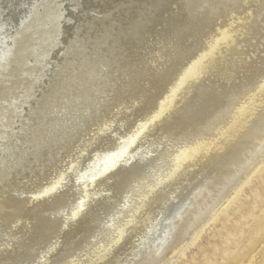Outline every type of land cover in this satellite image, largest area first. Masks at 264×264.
I'll return each mask as SVG.
<instances>
[{
    "label": "rangeland",
    "instance_id": "rangeland-1",
    "mask_svg": "<svg viewBox=\"0 0 264 264\" xmlns=\"http://www.w3.org/2000/svg\"><path fill=\"white\" fill-rule=\"evenodd\" d=\"M22 1H24V3ZM42 1L7 0L6 2V0H0V83L3 82V85H9V83L15 80L14 77L16 72L13 71L15 65H11L13 60V45L14 43L16 45V40L19 38V32L21 30L25 29L28 32H31L28 25L31 24L30 20L35 18L36 12L41 14L42 10L39 8ZM108 1H104L105 4L107 3L106 6L108 8L106 6V8H97V0H45L47 6L54 7V11L52 12L53 16L50 17L48 14H43L44 17L40 16L37 22H34L33 24L37 29H41V27L43 29L44 26V28L47 29V27L50 28L51 24L56 23L52 32L53 44L51 45L50 50H47L46 48L42 50L43 43L40 44V41H43L42 38H38L36 32L31 33V38L34 37V44L31 43L32 45L30 46L32 57L31 59L27 58L26 62H24L25 65L21 66L20 69V71H22L20 78L24 76L22 78L24 80H22V83L25 84L26 82V84L25 86L20 84V89L18 88V90H20L21 93H19L20 91L14 93L16 96H20L25 90L27 91V85H29V88L33 87V91H35L34 85L31 86L29 83L31 81H33L32 83L36 82L35 86H39L40 84L41 86H44V82L49 85L51 84L49 90L53 88L52 93L47 100L45 99L49 90L47 93H43V100L39 99L38 94H36L33 101H29L28 104L20 107L21 111L17 118H20L21 120L19 119L16 121V126L11 128V131L9 132L10 134L8 132L4 133V126L2 125L3 122L1 118H3L7 112H9L12 117L15 115V112H17V110L15 111V108L17 107L16 105H18V97L11 96L12 99L8 97L10 100L7 98L8 100L6 101L5 96L10 95L8 92L6 95L4 94V99L0 97V100L2 99L0 101V138H3L1 139L2 141H0L2 143H0V161H3L0 162V191L2 188L1 192H3L0 193V205H5L3 209H0V264H143L145 258L151 254L155 247L164 241L174 230V227L182 221L186 212L193 208V201L204 190L209 183V179L212 181L216 180L217 176L218 178L220 177L223 168L222 165L227 159L226 153L232 151L233 146L236 147L239 143L243 142L244 133L250 127L252 128L253 124L248 125V128L247 126H241L239 127L240 129L237 128V131L232 136L231 133L227 134L228 137L226 135L225 146L223 145L222 147L223 152H221V149L218 153L216 152L215 155L213 154L214 156L210 158L205 165H196L194 167L187 164L189 160L185 159L182 161L183 150L192 145L196 139L214 133L217 129L216 127H219L221 124L220 122L222 121L218 118L220 117V112L227 108H233L238 104L243 106L244 104L243 108L246 109V116L249 114V118L260 114V110L262 111V109L255 106L257 104L253 103V101L255 102V99L257 100L259 97L258 94H260L261 91H264V0H245L247 2L246 7L249 8L251 6L248 10L249 15L238 17L235 14H232V19L230 18L228 21L230 24V29L228 31L222 27L225 26L224 24L226 21L222 16V18L215 23V28L218 31V34L212 40L209 38L211 40L209 41L211 44L210 50L212 51L201 47V43H199V39L197 38L198 33L208 26L207 20L208 17H210L209 12L207 13L203 6L195 9L192 8L193 11L188 12L182 4L176 2L177 0L170 1V3L174 2L172 5V8L174 9L171 11L168 8L159 10V8H157L158 3L156 0H113L114 3L112 0ZM214 1L215 0H213V2ZM240 1H235L236 8L242 7V1L241 3ZM209 2H211V0H206L203 4L205 5V3L207 4ZM10 4H12V6ZM117 5H121L124 8L129 6V9H127L128 12L124 11L122 13L117 11L121 8L118 7L116 9ZM131 6L132 8H130ZM176 6L178 8H175ZM18 7L20 11L22 10V14L18 11ZM202 7L203 10L201 9ZM51 10H53V8H51ZM101 12L103 13L100 14ZM81 13L84 15L82 16ZM11 14L13 17H11ZM104 15L110 20L109 24L106 22L108 27H104L102 31L98 32L93 29L92 34L94 32L97 36L93 35V37L96 39L98 38V40L95 39L96 42H91L88 46L89 52H91L90 54L92 55L95 53L96 55H99V59L98 57H92L89 53L85 54L86 57L83 58L84 60L82 59L83 62L81 61L77 64L79 65L78 70H73L75 72L81 71L77 74L78 77L76 80H73V83L79 84L81 87H75V89H77L75 93L69 92L65 95L62 94V91L58 90V87L63 88L62 84L65 83L63 80L64 78L62 79V76L60 79L58 76L55 77V75L59 74L57 73V70L61 69V58H63L64 52H66L65 49L68 48L71 41L73 43L76 39V34H78L79 30L78 28H80L79 24H82V22L88 18L98 21L103 17L105 18ZM133 15L136 17H133ZM131 17H133V19ZM146 17L151 19V21H146V25L137 26L134 30L135 32L132 31V35L127 37L128 41L124 48H122L121 45L114 47L113 44L109 42L115 35L114 33H118V35L123 33L122 30L119 29V26L122 25L121 21H123L124 24H133L136 20L138 21L142 18L145 19ZM248 17H250V19ZM158 24L161 25L159 26ZM45 29L44 31H46ZM136 31L138 32L136 33ZM99 32L101 33L99 34ZM109 32L111 33L109 34ZM47 40L45 42H47ZM98 43L101 48L105 50L102 51L101 48L99 49L97 46ZM199 45L202 49L198 48ZM166 46L167 48L172 47V49H170L173 51L169 52L168 57H164L162 61L163 66L160 64L162 66H160L161 69H157L150 77H137L138 79L135 82L136 88L133 87L131 90L132 93L121 102V106L116 107L120 98L119 95L122 94L120 91L126 88L124 83H127V80H122L117 77L119 72L113 71L112 66L108 67V65H110V63L108 64L109 60H111V63H113V67L115 68L123 62H130L131 60H133L132 62L134 64L141 65V63H143L146 66L154 57H159V55L162 56V54L164 56L163 51ZM35 51L41 54L37 55V52ZM104 52L108 54V57ZM33 55H35L36 59L33 58ZM143 60L144 62L147 61L144 63ZM77 65H75V67ZM34 66L38 67L36 68ZM33 67L36 71L33 70L35 73H33V71L32 73L30 72ZM48 70L50 72H48ZM142 70L143 69H141V71ZM94 71L96 72L94 73ZM34 74L37 77H35ZM80 74H82L81 76H85L86 74V77L88 78H79ZM150 78L152 79L149 80ZM100 82H102L101 88H99ZM105 83L107 85H105ZM244 83L245 85H242ZM73 86L75 85L73 84ZM103 89L108 91L106 92ZM231 89L235 93L232 92ZM228 90L231 91L228 92ZM54 91H57V94ZM213 91H216L217 93H214ZM200 92H202V94ZM237 93H239V95ZM227 94L229 98L227 97ZM71 95H73V98ZM218 95H220L221 98ZM204 96H206V98ZM216 97L220 99H217ZM64 98H66L65 101ZM199 98L202 101H200ZM222 98L223 102H220L222 101ZM237 98L239 99L237 100ZM216 103L220 104L217 105ZM246 104H248V107L245 108ZM1 105L4 107L2 108ZM216 105L217 107H215ZM223 105H225V107ZM77 107L78 110L76 109ZM22 108L25 109L23 110ZM113 108L115 109L112 110ZM107 110H112L113 113L110 114V111L108 112ZM212 110H218L219 113L216 111L212 112ZM251 111L253 112L252 114ZM74 115H76V117ZM34 116L35 118H33ZM28 119L31 120L32 123L28 124ZM207 119L209 121H207ZM96 120L98 123L95 122ZM214 120L217 124H215L216 122H214ZM69 121H71V124L68 123ZM80 121L81 123H79ZM31 125L33 126V129L30 133H26V135H29L26 136L23 133V129L26 126L32 128ZM207 125H209V127ZM194 126H197L196 128L200 127L198 128L199 130L201 129L200 132L194 131ZM63 130H66V132ZM67 130H69V132ZM49 131H52V134ZM189 132H191V134ZM237 132H239V136ZM31 134L33 135L31 136ZM37 134L41 135L38 136ZM197 134L201 135L198 136ZM22 136L24 137L21 138ZM26 137L29 138L26 139ZM32 138L35 141H33ZM4 140L6 142H4ZM3 144L6 146H3ZM31 145L32 149L29 147ZM41 145L42 147H40ZM49 147L52 153L49 151ZM262 152L264 153V148L244 167L247 169L252 163V167H249L251 171L259 161H262L261 172L254 175L249 183L243 186L234 203L230 205L227 211H225L216 222L209 221L201 233L189 232L191 235H189L190 240H192L193 237L195 238L191 241L194 243L189 242V244L172 259L170 264H185L194 257L201 248H206L210 242L212 243L215 232H217L222 226L229 225L234 219L239 218L240 213L251 210L250 206L251 201L254 200V193L257 190L258 192H261L263 189L262 186L264 185V154H261ZM18 156L20 158H18ZM17 160L20 161L18 162ZM212 166L215 168H212ZM245 169L239 174L238 177H240V179L242 178L241 176H243L242 174L246 172ZM250 171H247L245 175ZM252 172L249 177H251ZM3 178L6 179L3 180ZM237 180L238 179L234 182ZM224 194H226V192H224ZM261 198H258V201ZM196 235L199 236L197 237Z\"/></svg>",
    "mask_w": 264,
    "mask_h": 264
},
{
    "label": "bare ground",
    "instance_id": "bare-ground-1",
    "mask_svg": "<svg viewBox=\"0 0 264 264\" xmlns=\"http://www.w3.org/2000/svg\"><path fill=\"white\" fill-rule=\"evenodd\" d=\"M42 1V0H41ZM106 0H97V8H106V4L105 2ZM108 1V0H107ZM116 1V0H115ZM149 1V0H148ZM152 1V0H151ZM171 0H156V2L158 3V6L157 8H159V10H164L163 8H168L170 11L174 8H172V5L174 4V2H171ZM204 1L206 0H177L176 2L178 4H182V6H184L186 8V10L188 12H191L193 11V9L197 8V7H200V6H203L205 7V11H207V13L209 12L210 14V17H208V26L204 29V30H201L198 35H197V38L199 39V43H201V47H204L206 48V50H210L211 49V44L209 43V41H211L213 38H215V36L218 34V31L216 30L215 28V23H217V21L219 19L222 18L223 16V19L225 18V26H222L223 28L227 29V31L230 29V24L228 23L229 19L231 18V15L232 14H235L236 16L238 17H241V16H247L249 15V12L248 10L250 9V7H246V1L245 0H241L242 1V7L241 8H236L235 7V1L237 0H215L213 2V0H211V2L209 3H205V5L203 4ZM240 1V0H238ZM240 1V3H241ZM253 1V0H252ZM4 2V1H3ZM7 2V0H6ZM11 2V1H10ZM24 3V1H22ZM67 2V1H66ZM74 2V1H73ZM79 2V1H78ZM96 2V1H95ZM109 2V1H108ZM113 2V0H112ZM146 2V1H145ZM144 2V3H145ZM262 2V1H261ZM90 3V2H89ZM114 3V2H113ZM6 4V3H5ZM18 4V2H17ZM54 4V3H53ZM92 4V3H91ZM95 4V3H94ZM122 4V3H121ZM125 4V3H123ZM142 4V3H141ZM155 4V3H154ZM12 6V4H10ZM14 5V4H13ZM21 5V4H20ZM114 5V4H113ZM138 5V4H137ZM148 5H151V4H148ZM253 5V4H252ZM23 6V5H22ZM94 6V5H92ZM106 6V7H105ZM124 6V5H123ZM126 6V5H125ZM135 6V5H134ZM237 6V4H236ZM5 7V6H4ZM25 7V6H24ZM77 7V6H76ZM85 7V6H84ZM95 7V6H94ZM118 7H121L119 8L117 11L119 12H124V11H127V9H129L128 7L124 8L122 7L121 5H117L116 6V9ZM203 7L201 8L203 10ZM261 7V6H260ZM8 8V6H7ZM21 8V6H20ZM51 8H53V10H51ZM79 8V7H78ZM108 8V7H107ZM114 8V7H113ZM132 8V6L130 7ZM151 8H154V7H151ZM175 8H178L177 6ZM193 8V9H192ZM19 9V7H18ZM23 9V8H22ZM28 9V8H27ZM42 11H41V14H39V12L37 13L36 12V15H35V18L30 20L31 21V24L28 25V27L31 29V32H28L27 30H21L19 32V38L16 40V45L14 43L13 47L14 49L12 50V62H11V65H15L14 66V72H16V75L14 77V81H12L11 83H9V85H3V82L0 83V97H2V99H4V94L6 95V93H10V95L8 96H5V100L7 101L9 98H11V96H15V97H18V105H16L17 107L15 108V111L17 110V112H15V115H13V117L10 115L9 112H7L5 114V116L2 119V122H3V126H4V133L5 132H10L11 131V128L16 126V121L19 120L17 117H18V114L19 112L21 111L20 110V107L28 104L29 101H33L34 98L36 97V94H38V97L39 99L43 100L44 97L43 96V93H47L48 90L50 89V85L49 84H46L44 82V86H41V84L39 86H35V83H32L33 81L29 82L31 86L34 85V88H35V91H33V87L29 88V85L28 86V89L27 91L25 90V92L23 94H20V96H16V94L14 92L17 93V91H20L18 90V88L20 87V84H22V86H25V84H23L22 82L24 81L22 78H20L21 74H22V71H20L21 69V66H24L27 60V58H30L32 57V51H30V46L32 44H34L33 42V38H31V33L32 32H36L37 33V36L38 38H42V42L40 41V44L43 43V47H42V50L44 48H46L47 50H50L51 49V45L53 44V29L55 28V24L56 23H53L51 24L50 28L47 27V29H45L43 27H41V29H37L36 26H34V22H37V20L39 19L40 16H43V14H48L50 15V17L53 16V11H54V7H49L45 4V0L42 1L41 5H40V8ZM83 9V8H82ZM134 9V7H133ZM132 9V10H133ZM148 9V8H147ZM101 10V9H100ZM137 10V9H136ZM135 10V11H136ZM142 10V9H141ZM20 11V9L18 10ZM22 11V10H21ZM20 11V14H22ZM50 11V12H48ZM59 11V10H58ZM81 11V10H80ZM93 11V10H92ZM114 12H116L115 10H113ZM143 11V10H142ZM151 11V10H150ZM204 11V12H205ZM128 12V11H127ZM139 12V11H138ZM153 12V11H152ZM201 12V11H200ZM264 12V11H263ZM52 13V15H51ZM103 12H101L100 14H102ZM105 13V12H104ZM110 13V12H109ZM112 13V12H111ZM118 13V12H116ZM140 13V12H139ZM147 13V12H146ZM179 13V12H178ZM260 13V12H259ZM87 14V13H86ZM93 14V13H92ZM108 14V13H107ZM120 14V13H118ZM130 14V13H129ZM163 14V13H162ZM187 14V13H186ZM208 14V15H209ZM9 15V14H8ZM34 15V14H32ZM82 15V13H81ZM84 15V14H83ZM82 15V16H83ZM125 15V14H124ZM135 15V13H134ZM133 17H136L134 16ZM141 15V14H140ZM147 15H150V14H147ZM158 15V14H157ZM189 15V14H188ZM22 16V15H21ZM87 16V15H86ZM91 16V15H90ZM95 16V15H93ZM105 16V15H104ZM110 16V15H109ZM114 16V15H113ZM126 16V15H125ZM131 16H132V12H131ZM138 16V15H137ZM258 16V15H257ZM11 17L12 14H11ZM44 17V16H43ZM119 17V16H118ZM123 17V16H122ZM127 17V16H126ZM133 17H131L133 19ZM32 18V17H31ZM150 18V17H149ZM188 18V17H187ZM200 18V17H199ZM236 18V17H235ZM250 19V17H248ZM264 18V16H263ZM14 19V18H13ZM95 19V18H94ZM98 19V18H97ZM110 19V17H109ZM127 19V18H125ZM130 19V18H129ZM140 19V18H139ZM184 19V18H183ZM232 19V18H231ZM262 19V18H261ZM50 20V19H49ZM108 20V17L105 16V18L103 17L102 19H99L98 21H94L93 19H87V20H84L82 22V24H79L80 25V28H78V34L76 39L73 41H71L70 45L68 46V48H63L65 49L66 52H64V56L63 58H61V64H60V67L61 69L57 70V73L59 74H56V76H58L59 78L62 77V79L65 81V83L62 84V87H58V90H61L62 94H68L69 92L71 93H75L77 91V89H75V87H81L79 84H75L73 83V80H76V78L78 77L77 74H79L80 72L78 71H73L74 69L78 70V66L77 65L79 62L82 61V59L85 56V54L87 53H91L89 52V49H88V46L91 44V42H96L95 39L93 37L96 36L95 33L93 32L92 34V30L95 29L96 32L98 31H102L104 29V27H108L107 24L110 23V20ZM153 20V19H152ZM159 20V18H158ZM202 20V19H201ZM234 20V19H233ZM18 21V20H17ZM41 21V19H40ZM113 21V20H111ZM115 21V20H114ZM118 21V20H117ZM146 21H151V19H148L147 17L145 19H140V20H136V22H134L133 24L132 23H126L124 24L123 21H121L122 25L119 26V29L122 30L123 33H120V35H118V33H114L115 35H111L113 36L110 37L112 38L111 41H109L110 43L113 44L114 47H118L121 45L122 48H124L126 46V42L128 41V38L130 35H132V31L135 32L134 30L136 29L137 26L139 25H146ZM157 21V20H156ZM167 21V20H166ZM181 21V20H180ZM185 21H186V18H185ZM183 21V22H185ZM198 21V20H197ZM196 21V22H197ZM247 21V20H246ZM22 22V21H21ZM27 22V21H26ZM107 22V24H106ZM127 22V21H126ZM182 22V23H183ZM264 22V21H263ZM39 23V22H38ZM41 23V22H40ZM51 23V22H50ZM120 23V24H121ZM154 23V22H152ZM162 23V22H161ZM174 23V22H173ZM201 23V22H200ZM206 23V22H205ZM33 24V25H32ZM60 24V23H59ZM106 24V26H105ZM116 24V23H115ZM253 24V23H252ZM78 25V23H77ZM154 25V24H153ZM159 25V24H158ZM161 25V24H160ZM159 25V26H160ZM191 25V23H190ZM194 25V24H193ZM201 25V24H200ZM64 26V25H63ZM74 26V25H73ZM114 26V25H113ZM214 26V27H213ZM221 26V25H220ZM237 26V25H236ZM254 26V25H253ZM60 27V26H59ZM58 27V28H59ZM111 27V26H110ZM147 27V26H146ZM57 28V26H56ZM144 28V27H143ZM156 28V27H155ZM222 28V29H223ZM252 28V27H251ZM261 28V27H260ZM9 29V28H8ZM44 29L46 31H44ZM118 29V30H119ZM199 29V28H197ZM254 29V28H253ZM116 30V29H115ZM120 30V31H121ZM170 30V29H169ZM257 30V29H256ZM6 31V30H5ZM119 31V32H120ZM145 31V30H144ZM167 31V30H166ZM183 31V30H182ZM195 31V30H194ZM236 31V30H235ZM234 31V32H235ZM112 32V31H111ZM109 32V34L111 33ZM138 31H136L137 33ZM141 32V30H140ZM143 32V31H142ZM192 32V31H191ZM257 32V31H256ZM260 32V31H259ZM55 33V32H54ZM74 33H75V30H74ZM73 33V34H74ZM101 32H99L100 34ZM103 33V32H102ZM105 33V32H104ZM159 33V32H158ZM253 33V32H251ZM258 33V32H257ZM6 34V33H5ZM56 34V33H55ZM235 35V34H234ZM7 36V35H6ZM57 36V35H56ZM99 36V35H98ZM101 36V35H100ZM110 36V35H109ZM136 36V35H135ZM141 36V35H140ZM150 36V35H149ZM224 36V35H223ZM249 36V35H248ZM256 36V35H255ZM51 37V38H50ZM75 37V36H73ZM97 37V36H96ZM102 37V36H101ZM100 37V38H101ZM108 37V35H107ZM142 37V36H141ZM167 37V36H166ZM172 37V36H171ZM179 37V36H178ZM188 37V36H187ZM235 37V36H234ZM238 37V36H237ZM254 37V35H253ZM48 38H50L49 40H47ZM104 38V37H103ZM116 38V39H115ZM131 38V37H130ZM136 38V37H135ZM155 38V37H154ZM176 38V36H175ZM211 40H210V39ZM222 38V37H221ZM71 39V38H70ZM115 39V40H114ZM134 39V37H133ZM139 39V38H138ZM141 39V38H140ZM147 39V38H146ZM209 39V40H208ZM47 40V42H45ZM98 40V38L96 39ZM135 40V39H134ZM148 40V39H147ZM170 40V39H169ZM185 40V39H184ZM208 40V41H207ZM227 40V39H226ZM61 41V40H60ZM102 41V40H101ZM130 41V40H129ZM133 41V40H132ZM66 42V41H65ZM69 42V41H68ZM99 42V41H98ZM160 42V41H159ZM186 42V41H185ZM219 42V41H218ZM217 42V43H218ZM32 43V44H31ZM37 43V41H36ZM35 43V44H36ZM100 43V42H99ZM98 43V48L100 49L101 46L100 44ZM105 43V42H104ZM107 43H108V40H107ZM136 43V42H135ZM170 43V42H169ZM190 43V42H189ZM12 44V43H11ZM111 44V45H112ZM134 44V42H133ZM138 44V43H137ZM136 44V45H137ZM152 44V43H151ZM46 45V46H45ZM93 45V44H92ZM102 45V44H101ZM135 45V44H134ZM143 45V44H142ZM220 45V44H219ZM36 46V45H35ZM128 46V45H127ZM141 46V45H140ZM156 46V45H155ZM158 46V45H157ZM163 46V45H162ZM183 46V45H182ZM185 46V44H184ZM188 46V45H187ZM190 46V45H189ZM244 46V45H243ZM129 47V46H128ZM145 47V46H144ZM143 47V48H144ZM200 47V45L198 46L199 49H202ZM4 48V47H3ZM35 48V47H34ZM33 48V49H34ZM120 48V47H119ZM138 48V47H137ZM164 56L162 54V56H160L159 54V57H154L152 59V61L147 65L145 66L143 63H141V65L139 64H134L131 60L130 62H123L121 63L120 65H118L116 68L113 67V63H111V60H109L108 64L110 63V65H108V67H111L113 68V71H118L119 74H117L118 78H121L122 80H127V83L125 82L124 85L126 86L125 89H122V91H120L122 94L119 95L120 98H119V101L117 102L118 104L116 105L117 106H121V102L123 100H125L126 97L129 96L131 92V90L133 89V87L136 86V81L139 77H150L154 74V72L157 70V69H161L160 66L162 65V61L164 59L165 56H169V52L170 51H173L171 50L172 47H164ZM186 48V47H185ZM190 48V47H189ZM233 48V47H232ZM235 48V47H234ZM62 49V48H61ZM60 49V50H61ZM93 49V48H92ZM102 49V48H101ZM130 49V48H129ZM156 49V48H155ZM184 49V48H183ZM3 50V49H1ZM38 50V49H37ZM105 50V49H102V51ZM243 50V49H242ZM41 51V50H40ZM39 51V52H40ZM64 51V50H63ZM98 51V50H97ZM100 51V50H99ZM122 51V50H121ZM212 51V50H210ZM237 51V50H235ZM244 51V50H243ZM37 52V51H35ZM149 52V51H148ZM152 52V51H151ZM181 52V51H180ZM240 52V51H239ZM246 52V50H245ZM244 52V53H245ZM248 52V51H247ZM25 53V55H24ZM97 53V52H96ZM99 53V52H98ZM130 53V52H129ZM183 53V52H181ZM195 53V52H194ZM243 53V54H244ZM35 54V53H33ZM37 55L41 54V53H36ZM105 55H107L108 57V54L106 52H104ZM241 54V53H240ZM246 54V53H245ZM3 55V54H2ZM22 55V57H21ZM42 55H43V52H42ZM45 55H46V52H45ZM53 55V53H52ZM63 55V54H62ZM91 55V54H90ZM142 55V54H141ZM191 55V54H190ZM92 57H98L99 59V55H96L95 53L91 55ZM90 56V57H91ZM150 56V55H149ZM154 56V55H153ZM182 56V55H181ZM244 56V55H243ZM246 56V55H245ZM9 57V56H8ZM61 57V55H60ZM59 57V58H60ZM116 57V56H115ZM33 58H35V55H33ZM38 58V57H37ZM41 58V56H40ZM39 58V59H40ZM43 58V57H42ZM52 58V57H51ZM166 58V57H165ZM177 58V57H176ZM201 58V57H199ZM236 58V57H235ZM33 59V60H34ZM87 59V58H86ZM90 59V58H89ZM96 59V58H95ZM149 59V58H148ZM171 59V58H170ZM186 59V58H185ZM248 59V58H247ZM250 59V58H249ZM54 60V59H53ZM84 60V59H83ZM194 60V59H193ZM192 60V61H193ZM230 60V59H229ZM40 61V60H38ZM88 61V60H87ZM119 61V60H118ZM138 61V60H137ZM147 61V60H146ZM145 61V62H146ZM225 61V60H224ZM236 61V60H235ZM234 61V62H235ZM30 62V61H28ZM59 62V61H58ZM83 62V61H82ZM93 62V61H92ZM101 62V61H100ZM144 62V60H143ZM144 62V63H145ZM189 62V61H188ZM244 62V61H243ZM253 62V61H252ZM251 62V63H252ZM37 63V62H36ZM45 63V62H44ZM51 63V62H50ZM55 63V62H54ZM52 63V64H54ZM57 63V62H56ZM203 63V62H202ZM28 64V63H27ZM30 64V63H29ZM82 64V63H81ZM87 64V63H86ZM85 64V65H86ZM106 64V63H105ZM161 64V65H160ZM229 64V63H228ZM244 64V63H243ZM255 64V63H254ZM35 65V64H34ZM75 65H77L75 67ZM90 65V64H88ZM93 65V64H92ZM180 65V64H179ZM193 65V64H192ZM197 65V64H196ZM200 65V64H199ZM250 65V64H249ZM253 65V64H252ZM33 66V64H32ZM46 66V65H45ZM59 66V65H58ZM83 66V65H82ZM97 66V65H95ZM141 66V68H140ZM163 66V65H162ZM161 66V67H162ZM251 66V65H250ZM36 67V66H34ZM30 70V72L32 73V71L35 69ZM38 67V66H37ZM36 67V68H37ZM88 67V66H86ZM197 67V66H196ZM194 67V68H196ZM237 67V66H236ZM246 67V66H244ZM253 67V66H252ZM256 67V66H255ZM11 68V67H10ZM23 68V67H22ZM180 68V67H179ZM231 68V67H230ZM52 69V68H51ZM89 69H90V66H89ZM141 69H143L141 71ZM219 69V68H218ZM233 69V68H232ZM252 69V68H251ZM257 69V68H256ZM260 69V68H259ZM23 70V69H22ZM25 70V69H24ZM47 70V69H46ZM50 70V69H49ZM48 70V72H50ZM82 70V68H81ZM103 70V69H102ZM183 70V69H182ZM187 70V69H186ZM234 70V69H233ZM243 70V69H242ZM253 70V69H252ZM9 71V70H8ZM33 71V73H35ZM55 71V70H53ZM85 71V70H84ZM89 71V70H88ZM160 71V70H159ZM163 71V70H162ZM190 71V70H189ZM223 71V70H222ZM229 71V70H228ZM226 71V72H228ZM249 71V70H248ZM247 71V72H248ZM256 71V70H255ZM261 71V69H260ZM44 72V71H43ZM96 71H94L95 73ZM165 72V71H164ZM167 72V71H166ZM220 72V70H219ZM241 72V71H240ZM246 72V73H247ZM41 73V72H40ZM83 73V72H82ZM87 73V72H86ZM139 73V74H138ZM190 73V72H189ZM20 74V75H18ZM44 74V73H43ZM42 74V75H43ZM100 74H101V71H100ZM106 74V73H105ZM138 74V75H136ZM167 74V73H166ZM187 74V73H186ZM193 74V73H192ZM191 74V76H192ZM196 74V73H195ZM226 74V73H225ZM242 74V73H241ZM250 74V73H249ZM2 75V74H1ZM10 75V74H9ZM27 75V73H26ZM37 75V73H36ZM41 75V76H42ZM49 75V74H48ZM54 75V74H53ZM82 74H80L79 78H88L86 77V74L85 76H81ZM134 75V77H133ZM136 75V76H135ZM220 75V74H219ZM236 75V74H235ZM238 75V74H237ZM246 75V74H245ZM252 75V74H251ZM260 75V73H259ZM264 75V74H263ZM18 76V77H17ZM35 76V74H34ZM38 76V75H37ZM35 76V77H37ZM44 76V75H43ZM42 76V77H43ZM88 76V75H87ZM99 76V75H98ZM98 76H97V79H98ZM109 76V75H108ZM113 76V74H112ZM165 76V75H164ZM214 76V75H213ZM243 76V75H241ZM248 76V75H247ZM254 76V75H253ZM13 77V76H12ZM32 77V76H31ZM51 77V76H50ZM101 77V76H100ZM117 77H116V81H117ZM133 77V78H132ZM138 77V78H137ZM187 77V76H186ZM224 77V76H222ZM250 77V76H249ZM261 77V76H260ZM54 78V77H53ZM107 78V77H105ZM162 78V76H161ZM230 78V77H229ZM237 78V77H236ZM241 78V77H240ZM243 78V77H242ZM248 78V77H247ZM29 79V78H28ZM40 79V78H39ZM57 79V78H56ZM61 79V78H60ZM101 79V78H100ZM104 79V78H103ZM152 78H150L149 80H151ZM188 79V78H187ZM244 79V78H243ZM23 80V81H22ZM33 80V79H32ZM46 80H49V79H46ZM52 80V79H51ZM80 80V79H79ZM82 80V79H81ZM88 80V79H87ZM95 80V79H94ZM93 80V81H94ZM163 80V78H162ZM160 80V81H162ZM221 80V79H220ZM245 80V79H244ZM85 81V80H83ZM92 81V80H91ZM108 81V80H107ZM105 81V82H107ZM142 81V80H141ZM159 81V80H158ZM183 81V80H182ZM185 81V80H184ZM234 81V80H233ZM51 82V81H50ZM49 82V83H50ZM75 82V81H74ZM81 82V81H80ZM96 82V81H95ZM109 82V81H108ZM144 82V81H143ZM146 82V81H145ZM215 82V80H214ZM232 82V81H231ZM248 82V81H246ZM253 82V81H252ZM251 82V83H252ZM260 82V81H259ZM28 83V82H27ZM28 83V84H29ZM32 83V84H31ZM52 83V82H51ZM57 83V81H56ZM87 83V81H86ZM90 83V82H89ZM93 83V82H92ZM139 83V82H138ZM162 83V82H161ZM216 83V82H215ZM223 83V82H222ZM73 84L75 86H73ZM82 84V82H81ZM85 84V83H84ZM88 84V83H87ZM100 84V87L101 88V84L102 82L99 83ZM127 84V85H126ZM209 84V83H208ZM219 84V83H218ZM238 84V83H237ZM254 84V83H253ZM58 85V84H57ZM56 85V86H57ZM95 85V84H93ZM104 85V84H103ZM105 85H107L105 83ZM115 85V84H114ZM160 85V84H159ZM162 85V84H161ZM242 85H245L242 84ZM55 86V85H54ZM72 86V87H71ZM99 86V85H97ZM237 86V85H236ZM90 87V86H89ZM94 87V86H93ZM92 87V88H93ZM106 87V86H104ZM103 87V88H104ZM114 87V86H113ZM151 87V86H150ZM159 87V86H158ZM167 87V86H166ZM219 87V86H218ZM226 87V86H225ZM241 87V86H240ZM247 87V86H246ZM252 87V86H251ZM263 87V86H262ZM56 88V87H55ZM136 88V87H135ZM152 88V87H151ZM258 88V87H257ZM20 89V88H19ZM38 89V91H37ZM53 89V88H52ZM52 89L49 90L48 92V95L46 97L45 100L49 99V95L52 93ZM75 89V90H74ZM80 89V88H79ZM78 89V91H79ZM95 89V88H94ZM109 89V87H108ZM170 89V88H169ZM222 89V88H221ZM220 89V90H221ZM225 89V88H224ZM223 89V91H224ZM227 89V88H226ZM234 89V88H233ZM253 89V88H252ZM57 90V89H56ZM82 90V89H81ZM105 90V89H103ZM110 90V89H109ZM168 90V89H167ZM205 90V89H204ZM219 90V91H220ZM232 90V89H231ZM231 90H228L231 91ZM236 90V89H235ZM95 91V90H94ZM106 91V90H105ZM108 91V90H107ZM106 91V92H107ZM170 91V90H169ZM217 91V90H216ZM214 92V93H217V92ZM218 91V92H219ZM244 91V90H243ZM255 91V90H254ZM259 91V90H258ZM55 92V91H54ZM57 92V91H56ZM55 92V93H56ZM82 92V91H81ZM86 92V91H85ZM100 92V91H99ZM176 92V91H175ZM232 92H234L232 90ZM21 93V91L19 92ZM151 93V92H150ZM202 94V92H200ZM208 93V92H207ZM206 93V94H207ZM227 93V92H226ZM225 93V94H226ZM235 93V92H234ZM241 93V92H240ZM243 93V92H242ZM57 94V93H56ZM82 94V93H81ZM95 94V93H94ZM100 95H102L101 93H99ZM104 94V92H103ZM210 94V93H208ZM207 94V95H208ZM221 94V93H220ZM224 94V95H225ZM239 95V93H237ZM246 94V93H245ZM2 95V96H1ZM86 95V94H84ZM99 95V96H100ZM205 95V94H204ZM237 95V97H238ZM259 97L258 99L256 100L255 99V102L253 101V103L257 104L255 106H257L259 109H262V111L260 110V114L252 117V118H249V114L246 116V109L243 108V106H240V104L234 106L233 108H227L225 110H223L222 112H220V125L219 127H216V131L214 133H211L209 134V136H205V137H202V138H198L194 141V143L192 145H190L189 147L185 148L183 150V160H189L187 164L189 165H192V166H196V165H205V163L210 159L212 158L216 152L218 153L221 149V152H223V145L225 144L226 142V135L231 133V136L237 131V128L240 129L239 127H246L247 128L249 127L248 125H252V128L250 127L245 133H244V136H243V142L242 143H239L236 147L233 146V150L230 151L229 153H226L227 154V159L224 161V164L222 165V173L220 175V177L218 178L217 176V179L216 180H212L210 181L209 179V183L206 185V187L204 188V190L201 192L200 195H198L195 200L193 201V208L192 209H189L188 212H186V214L184 215L182 221L180 223H178V225L176 227H174V230L165 238L164 241H162L161 243H159V245L157 247H155V249L151 252V254H149L145 260L143 261V264H170L172 259L178 255L180 253V251L185 248L189 242L193 241L195 238L193 237L192 240H190L189 238V232L192 231V232H198V233H201L204 229L205 226H207V223L210 221L212 222H216V220L221 217L223 215V213L225 211H227V209L230 207V205L232 203H234L237 195L239 194V192L242 190L243 186L246 185L247 183H249L250 179L256 175L257 173H260L261 172V169H262V166H261V162L262 161H259L250 171L249 167H252V163H251V166H249L247 169H245L244 167L247 165L248 162H251L252 159L254 158V156L256 157V154L258 155L259 151H261L263 148H264V91H261L260 94H258ZM45 96V95H44ZM54 96V95H52ZM73 95H71L72 97ZM89 96V95H88ZM94 96H97V95H94ZM118 96V95H117ZM132 96V95H131ZM149 96V95H148ZM170 96V95H169ZM220 97V95H218ZM232 96V95H231ZM230 96V97H231ZM257 96V95H256ZM255 96V97H256ZM9 97V98H8ZM55 97V96H54ZM67 97V96H66ZM86 97V96H85ZM103 97V96H102ZM147 97V96H146ZM164 97V96H163ZM200 97V96H199ZM202 97V96H201ZM206 98V96H204ZM209 97V96H208ZM207 97V98H208ZM225 97V96H223ZM227 97H228V94H227ZM244 97V96H243ZM8 98V99H7ZM52 98V97H51ZM73 98V97H72ZM76 98V96H75ZM90 98V97H89ZM88 98V100H89ZM136 98V97H135ZM166 98V97H165ZM210 98V97H209ZM215 98V97H214ZM217 98V97H216ZM221 98V97H220ZM220 98H217V99H220ZM229 98V97H228ZM227 98V99H228ZM242 98V97H241ZM246 98V97H245ZM1 99V100H2ZM12 99V98H11ZM53 99V98H52ZM51 99V100H52ZM80 99V98H79ZM93 99V98H92ZM96 99V98H95ZM110 99V98H109ZM140 99V98H138ZM200 99V98H199ZM211 99V98H210ZM239 98H237L238 100ZM0 100V101H1ZM10 100V99H9ZM58 100V99H57ZM62 100V99H60ZM66 100V98H64V101ZM101 100V99H100ZM115 100V99H114ZM129 100V99H128ZM148 100V99H147ZM158 100V99H157ZM192 100V99H191ZM197 100V99H196ZM214 100V99H213ZM222 101L220 102H223V98L221 99ZM226 100V99H225ZM233 100V99H232ZM231 100V101H232ZM236 100V102H237ZM4 101V100H3ZM37 101V100H36ZM74 101V100H73ZM80 101V100H79ZM84 101V100H83ZM91 101V100H90ZM117 101V100H116ZM132 101V100H131ZM150 101V100H149ZM164 101V100H163ZM200 101H202L200 99ZM16 102V101H15ZM44 102V101H43ZM50 102V101H49ZM69 102V101H68ZM71 102V101H70ZM97 102V101H96ZM96 102H95V105H96ZM142 102V101H141ZM225 102V101H224ZM245 102V101H244ZM9 103V102H8ZM12 103V102H11ZM48 103V102H47ZM54 103V102H53ZM59 103V102H58ZM79 103V102H78ZM88 103V102H87ZM98 103V102H97ZM100 103V101H99ZM111 103V102H110ZM139 103V102H138ZM162 103V102H161ZM246 103V102H245ZM1 104V102H0ZM33 104V103H32ZM31 104V105H32ZM37 104V103H36ZM35 104V105H36ZM43 104V103H42ZM49 104V103H48ZM56 104V103H55ZM83 104V103H82ZM86 104V103H85ZM145 104V103H144ZM217 104V103H216ZM220 104V103H219ZM217 104V105H219ZM224 104V103H223ZM229 104V103H228ZM252 104V103H251ZM4 105V104H3ZM41 105V103H40ZM57 105V104H56ZM73 105V104H71ZM75 105V103H74ZM146 105V104H145ZM196 105V104H195ZM194 105V106H195ZM217 105L215 107H217ZM242 105V104H241ZM247 105V106H246ZM245 105V108L248 107V104ZM250 105V104H249ZM2 106V105H1ZM53 106V105H52ZM87 106V105H86ZM89 106V105H88ZM114 106V104H113ZM152 106V105H151ZM192 106V105H191ZM193 106V108H194ZM200 106V104H199ZM225 107V105H223ZM229 106V105H227ZM4 106H2L3 108ZM14 107V106H13ZM27 107V106H26ZM33 107V106H32ZM61 107V106H60ZM69 107V106H68ZM67 107V108H68ZM74 107V106H73ZM110 107V106H109ZM115 107V108H116ZM140 107V106H139ZM150 107V106H149ZM208 107V106H206ZM256 107V108H257ZM1 108V107H0ZM34 108V107H33ZM36 108V107H35ZM40 108V107H39ZM57 108V107H56ZM80 108V107H79ZM85 108V107H84ZM115 108H113L112 110H114ZM138 108V106H137ZM136 108V109H137ZM192 108V109H193ZM221 108V107H220ZM219 108V109H220ZM6 109V107H5ZM13 109V108H12ZM23 109V108H22ZM25 109V108H24ZM23 109V110H24ZM28 109V108H27ZM51 109V108H50ZM69 109V108H68ZM78 110V107L76 108ZM91 109V108H90ZM147 109V108H146ZM254 109V108H253ZM1 110V109H0ZM11 110V109H10ZM64 110V109H63ZM75 110V109H74ZM80 110V109H79ZM112 110L109 112L110 114H112ZM194 110V109H193ZM197 110V109H196ZM199 110V109H198ZM207 110V109H205ZM211 110V109H210ZM222 110V109H221ZM256 110V109H255ZM51 111V110H50ZM49 111V112H50ZM53 111V110H52ZM68 111V110H67ZM97 111V109H96ZM106 111V112H107ZM118 111V110H117ZM123 111V110H122ZM146 111V110H145ZM209 111V110H208ZM216 111V110H214ZM212 110V112H214ZM257 111V110H256ZM26 112V111H25ZM39 112V111H38ZM55 112V111H54ZM93 112V111H92ZM130 112V111H129ZM189 112V110H188ZM191 112V111H190ZM195 112V111H194ZM200 112V111H199ZM218 112V110L216 111ZM249 112V111H247ZM9 113V114H8ZM14 113V112H13ZM12 113V114H13ZM23 113V112H22ZM21 113V114H22ZM46 113V112H44ZM48 113V112H47ZM63 113V111H62ZM69 113V112H68ZM79 113H82V112H79ZM131 113V112H130ZM169 113V112H168ZM209 113V112H208ZM219 113V112H218ZM253 112L251 111V114ZM257 113V112H255ZM57 114V113H56ZM64 114V113H63ZM88 114V113H87ZM98 114V113H97ZM100 114V113H99ZM104 114V113H103ZM109 114V115H110ZM141 114V113H140ZM147 114V113H146ZM250 114V115H251ZM40 115V114H39ZM71 115V114H70ZM80 115V114H79ZM82 115V114H81ZM89 115V114H88ZM149 115V114H147ZM187 115V114H186ZM195 115V114H194ZM254 115V114H253ZM11 116V117H10ZM28 116V115H27ZM76 117V115H74ZM94 116V115H93ZM134 116V115H133ZM156 116V115H155ZM154 116V117H155ZM162 116V115H161ZM160 116V117H161ZM198 116V115H197ZM65 117V116H64ZM72 117V115H71ZM96 117V116H95ZM100 117V116H99ZM114 117V116H113ZM188 117V116H187ZM212 117V116H210ZM248 117V118H247ZM35 118V116L33 117ZM55 118V117H54ZM70 118V117H69ZM84 118V117H83ZM86 118V117H85ZM91 118V117H90ZM142 118V117H140ZM190 118V117H189ZM0 119V120H1ZM78 119V118H77ZM98 119V118H97ZM102 119V117H101ZM149 119V118H148ZM162 119V118H161ZM160 119V120H161ZM168 119V118H167ZM184 119V117H183ZM195 119V118H194ZM201 119V118H200ZM199 119V120H200ZM21 120V119H20ZM26 120V119H25ZM24 120V121H25ZM39 120V119H38ZM44 120V119H43ZM42 120V121H43ZM47 120V119H46ZM67 120V119H66ZM86 120V119H85ZM91 120V119H90ZM95 120V119H94ZM197 120V119H196ZM198 120V121H199ZM206 120V119H205ZM204 120V121H205ZM216 120V119H215ZM214 120V122H216ZM218 120V119H217ZM37 121V120H36ZM50 121V120H49ZM48 121V122H49ZM73 121V119H72ZM159 121V120H158ZM182 121V120H181ZM207 121H209L207 119ZM63 122V121H62ZM71 121H69L68 123H70ZM75 122V121H74ZM94 122V121H93ZM97 122V120L95 121ZM110 122V120H109ZM108 122V123H109ZM138 122V121H137ZM147 122V120H146ZM201 122V121H200ZM199 122V123H200ZM18 123V122H17ZM27 123H32L31 120H27ZM50 123V122H49ZM52 123V122H51ZM81 123V121L79 122ZM84 123V122H83ZM98 123V122H97ZM103 123V122H102ZM107 123V122H106ZM114 123V122H113ZM143 123V122H142ZM206 123V122H204ZM19 124V123H18ZM17 124V125H18ZM47 124V123H46ZM87 124V123H86ZM94 124V123H92ZM203 124V123H202ZM207 124V123H206ZM211 124V122H210ZM217 124V122L215 123ZM239 124V125H238ZM50 125V124H49ZM67 125V123H66ZM73 125V124H72ZM71 125V126H72ZM79 125V124H78ZM77 125V127H78ZM81 125V124H80ZM143 125V124H142ZM21 126V125H20ZM32 126V125H31ZM40 126V125H39ZM57 126V125H56ZM62 126V125H61ZM86 126V125H85ZM103 126V125H102ZM106 126V125H105ZM119 126V125H118ZM179 126V125H178ZM203 126V125H201ZM209 127V125H207ZM1 127V126H0ZM23 127V126H22ZM35 127V126H34ZM47 127V125H46ZM65 127V126H64ZM70 127V126H69ZM152 127V126H151ZM177 127V126H176ZM197 127V126H196ZM194 126L195 129H193L194 131H199L200 130L198 128H196ZM204 127V126H203ZM17 128V127H16ZM36 128V127H35ZM50 128V127H49ZM60 128V127H59ZM67 128V127H66ZM74 128V127H73ZM90 128V127H89ZM104 128V127H103ZM134 128V127H133ZM144 128V127H143ZM178 128V127H177ZM180 128V127H179ZM183 128V127H182ZM33 129V126L32 128L26 126L24 129H23V133L26 135V133H30ZM37 129V128H36ZM43 129V128H42ZM55 129V128H54ZM57 129V128H56ZM65 129V128H64ZM99 129V128H98ZM159 129V128H158ZM175 129V128H174ZM13 130V129H12ZM16 130V129H15ZM21 130V128H20ZM44 130V129H43ZM62 130V129H61ZM78 130V128H77ZM80 130V129H79ZM96 130V129H95ZM180 130V129H179ZM188 130V129H187ZM192 130V131H193ZM203 130V129H202ZM206 130V128H205ZM2 131V129H1ZM19 131V130H18ZM60 131V130H59ZM58 131V132H59ZM64 131V130H63ZM69 132V130H67ZM252 131V132H251ZM13 132V131H12ZM50 132V131H49ZM52 132V131H51ZM50 132V133H51ZM54 132V131H53ZM66 132V130L64 131ZM143 132V131H142ZM167 132V131H166ZM188 132V131H187ZM203 132V131H202ZM209 132V131H208ZM3 133V132H2ZM3 133V134H4ZM7 133V134H8ZM36 133V132H35ZM39 133V132H38ZM42 133V132H41ZM55 133V132H54ZM76 133V132H75ZM144 133V132H143ZM174 133V132H173ZM191 134V132H189ZM195 133V132H194ZM238 133V136H239V132ZM10 134V133H9ZM19 134V133H18ZM52 134V133H51ZM65 134V133H64ZM79 134V133H78ZM158 134V132H157ZM193 134V133H192ZM207 134V133H206ZM205 134V135H206ZM16 135V134H15ZM28 135V134H27ZM26 135V136H27ZM33 134H31L32 136ZM38 135V134H37ZM41 135V134H40ZM38 135V136H40ZM76 135V134H75ZM80 135V134H79ZM178 135V133H177ZM198 135V134H197ZM201 135V134H199ZM198 135V136H199ZM242 135V134H241ZM240 135V136H241ZM1 136V135H0ZM7 136V135H6ZM29 136V135H28ZM46 136V135H45ZM169 136V135H168ZM167 136V137H168ZM8 137V136H7ZM14 137V136H13ZM24 136H22L21 138H23ZM65 137V136H64ZM63 137V138H64ZM68 137V136H67ZM71 137V136H69ZM74 137V136H72ZM170 137V136H169ZM186 137V136H185ZM201 137V136H200ZM228 137V135H227ZM17 138V137H16ZM29 138V137H26V139ZM34 138V137H33ZM32 138V140H33ZM182 138V137H181ZM187 138V137H186ZM231 138V137H229ZM1 139L3 138H0V141H2ZM14 139V138H13ZM44 139V138H43ZM51 139V137H50ZM53 139V138H52ZM104 139V138H103ZM236 139V138H235ZM238 139V138H237ZM74 140V139H73ZM94 140V139H93ZM130 140V139H129ZM188 140V139H187ZM239 140V139H238ZM8 141V140H7ZM28 141V140H27ZM35 141V140H33ZM66 141V140H65ZM64 141V142H65ZM69 141V140H68ZM180 141V139H179ZM190 141V140H189ZM233 141V140H232ZM4 142H6L4 140ZM24 142V141H23ZM22 142V143H23ZM32 142V141H31ZM37 142V141H36ZM43 142V141H42ZM53 142V141H52ZM57 142V141H56ZM73 142V141H72ZM119 142V141H118ZM237 142V141H236ZM1 143V142H0ZM8 143V142H7ZM54 143V142H53ZM68 143H71V142H68ZM76 143V142H75ZM178 143V142H177ZM235 143V142H233ZM2 144V143H1ZM13 144V143H12ZM30 144V143H29ZM45 144V143H44ZM51 144V143H50ZM174 144V143H173ZM191 144V143H190ZM231 144V143H229ZM8 145V144H7ZM23 145V144H22ZM37 145V144H36ZM46 145V144H45ZM49 145V144H47ZM56 145V144H55ZM61 145V144H59ZM58 145V146H59ZM228 145V144H227ZM3 146H6L3 144ZM35 146V145H34ZM72 146V145H71ZM79 146V145H77ZM186 146V145H185ZM225 146V145H224ZM20 147V146H19ZM27 147V145H26ZM31 147L32 149V145L29 146ZM28 147V149H29ZM38 147V146H37ZM42 147V145L40 146ZM52 147V145H51ZM124 147V146H123ZM8 148V147H7ZM21 148V147H20ZM19 148V149H20ZM45 148H48V147H45ZM129 148V147H128ZM183 148V147H182ZM27 149V148H25ZM80 149V148H79ZM155 149V148H154ZM230 149V148H228ZM227 149V150H228ZM12 150V149H11ZM34 150V149H33ZM38 150V149H37ZM42 150V149H41ZM56 150V149H55ZM54 150V151H55ZM115 150V149H114ZM113 150V151H114ZM146 150V149H145ZM2 151V150H1ZM27 151V150H26ZM32 151V150H31ZM36 151V150H34ZM49 151H50V147H49ZM139 151V150H138ZM15 152V150H14ZM51 152V151H50ZM120 152V151H119ZM220 152V153H221ZM5 153V152H4ZM20 153V152H19ZM32 153V152H31ZM37 153V152H36ZM40 153V152H39ZM46 153V151H45ZM48 153V152H47ZM52 153V152H51ZM6 154V153H5ZM15 154V153H14ZM29 154V153H28ZM33 154V153H32ZM38 154V153H37ZM107 154V153H106ZM120 154V153H119ZM214 154V155H213ZM222 154V153H221ZM224 154V153H223ZM261 154H264L263 152ZM30 155V154H29ZM55 155V154H54ZM156 155V154H155ZM191 155V156H190ZM7 156V155H6ZM25 156V155H24ZM40 156V155H39ZM42 156V155H41ZM49 156V155H48ZM154 156V155H153ZM167 156V155H166ZM34 157V156H33ZM45 157V156H44ZM142 157V156H141ZM175 157V156H174ZM218 157V156H217ZM221 157V156H220ZM13 158V157H12ZM18 158H20L18 156ZM27 158V157H25ZM31 158V157H30ZM53 158V157H52ZM180 158V157H179ZM215 158V157H214ZM10 159V158H9ZM15 159V158H14ZM24 159V158H23ZM41 159V158H40ZM39 159V160H40ZM48 159V158H47ZM103 159V158H102ZM222 159V158H221ZM261 159V158H260ZM259 159V160H260ZM2 160V159H1ZM21 160V159H20ZM19 160V161H20ZM38 160V159H37ZM214 160V159H213ZM18 161V160H17ZM18 161V162H19ZM25 161V160H24ZM41 161V160H40ZM104 161V160H103ZM111 161V160H110ZM219 161V160H217ZM264 161V160H263ZM0 162H3V161H0ZM22 162V161H21ZM117 162V161H116ZM152 162V161H151ZM254 162V161H253ZM29 163V162H28ZM35 163V162H34ZM33 163V164H34ZM112 163V162H111ZM115 163V162H114ZM113 163V164H114ZM219 163V162H218ZM24 164V163H23ZM104 164V163H103ZM152 164V163H151ZM221 164V163H220ZM219 164V165H220ZM9 165V164H8ZM16 165V164H15ZM19 165V164H18ZM36 165V164H35ZM75 165V164H74ZM102 165V164H101ZM148 165V164H147ZM158 165V164H157ZM12 166V165H11ZM21 166V165H20ZM123 166V165H122ZM215 166V165H214ZM13 167V166H12ZM28 167V166H27ZM36 167V166H35ZM168 167V166H167ZM209 167V166H208ZM2 168V167H1ZM7 168V167H6ZM14 168V167H13ZM34 168V167H33ZM91 168V167H90ZM115 168V167H114ZM187 168V167H186ZM185 168V169H186ZM204 168V167H203ZM207 168V167H206ZM212 168H215L212 166ZM218 168V167H217ZM26 169V168H25ZM31 169V168H30ZM250 171L248 172L246 175L245 173H243L242 175L244 176H241L242 178L240 179L239 174L242 172V171ZM7 170V169H6ZM18 170V169H17ZM33 170V169H32ZM118 170V169H117ZM209 170V169H208ZM212 170V169H210ZM9 171V170H8ZM7 171V172H8ZM14 171V169H13ZM26 171V170H25ZM93 171V170H92ZM98 171V170H97ZM105 171V170H104ZM253 171V172H252ZM2 172V170H1ZM12 172V171H11ZM191 172V171H190ZM202 172V171H201ZM252 172V175L251 177H249V175L251 174ZM10 173V172H9ZM62 173V172H61ZM95 173V172H94ZM207 173V172H205ZM215 173V171H214ZM1 174V173H0ZM4 174V173H3ZM12 174V173H11ZM14 174V173H13ZM24 174V173H23ZM51 174V173H50ZM93 174V173H92ZM179 174V173H178ZM191 174V173H190ZM208 174V173H207ZM211 174V173H210ZM8 175V174H6ZM166 175V174H165ZM22 176V175H21ZM96 176V175H95ZM102 176V175H101ZM100 176V177H101ZM105 176V175H104ZM194 176V175H193ZM208 176V175H207ZM216 176V175H215ZM1 177V176H0ZM94 177V176H93ZM109 177V176H108ZM12 178V177H11ZM6 179V178H3V180ZM70 179V178H69ZM148 179V178H147ZM236 179H238L236 182H234ZM1 180V179H0ZM2 180V181H3ZM40 180V179H39ZM38 180V181H39ZM109 180V179H107ZM95 182V181H94ZM127 182V181H126ZM3 183V182H1ZM6 183V182H5ZM4 183V184H5ZM206 183V182H205ZM12 184V183H11ZM48 184V183H47ZM101 184V183H100ZM162 184V183H161ZM3 185V184H2ZM6 185V184H5ZM4 185V186H5ZM11 186V185H10ZM102 186V185H101ZM204 186V185H203ZM231 186V187H230ZM264 186V185H263ZM262 186V191L261 192H258V190L254 193V200L251 201V210L248 211V212H242L239 214V218L237 219H234V221L230 222L229 225H225L224 227L222 226L217 232H215L214 236H213V241L212 243L210 242V244H208L206 246V248H201L198 253L192 257L189 261H187L185 264H264V187ZM230 187V188H229ZM66 188V187H65ZM72 188V187H71ZM154 188V187H153ZM228 188V189H227ZM17 189V187H16ZM82 189V188H81ZM84 189V188H83ZM99 189V188H98ZM227 189V190H226ZM7 190V188H6ZM21 190V189H20ZM43 190V189H42ZM62 190V189H61ZM199 190V189H198ZM225 190V191H224ZM1 191H2V188H1ZM0 193H3L1 192ZM15 191V190H14ZM117 191V190H116ZM192 191V190H191ZM40 192V191H39ZM42 192V191H41ZM56 192V191H55ZM100 192V191H99ZM179 192V191H178ZM224 192H226V194H224ZM258 192V193H257ZM12 193V192H11ZM6 194V193H5ZM37 194V193H36ZM32 195V194H31ZM35 195V194H34ZM38 195V194H37ZM36 195V196H37ZM106 195V194H105ZM155 196V195H154ZM193 197V196H192ZM262 197V198H261ZM66 198V197H65ZM258 198H261L259 201H258ZM70 199V198H69ZM150 199V198H149ZM109 200V199H108ZM148 200V199H147ZM109 202V201H108ZM140 202V201H139ZM4 204L0 205V209H3L4 208ZM145 206V205H144ZM241 210V209H240ZM239 210V211H240ZM88 211V210H87ZM186 211V209H185ZM94 214V213H93ZM182 214V213H181ZM85 217V216H84ZM78 220V219H77ZM178 221V220H177ZM87 226V225H86ZM191 236V235H190ZM197 236V235H196ZM195 236V237H196ZM199 236V235H198ZM197 236V237H198ZM180 238V239H179ZM94 239V238H93ZM191 243H194V242H191ZM142 264V263H141Z\"/></svg>",
    "mask_w": 264,
    "mask_h": 264
}]
</instances>
